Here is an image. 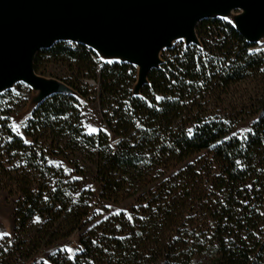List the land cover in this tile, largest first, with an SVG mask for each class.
<instances>
[{
  "label": "trees",
  "instance_id": "1",
  "mask_svg": "<svg viewBox=\"0 0 264 264\" xmlns=\"http://www.w3.org/2000/svg\"><path fill=\"white\" fill-rule=\"evenodd\" d=\"M195 33L199 45L172 46L138 95L128 62L100 61L67 40L37 50L35 73L52 61L78 96H96V133L83 126L78 97L55 91L32 110L23 138L10 117L27 86L0 93V189L15 198L0 264H264V49L251 51L219 17L201 19ZM249 119L250 131L233 135ZM204 150L207 158L172 172ZM54 157L77 175L92 172L99 200L136 204L129 214H96L91 191L76 196L80 181ZM73 234L71 259L57 250L37 263L42 249Z\"/></svg>",
  "mask_w": 264,
  "mask_h": 264
},
{
  "label": "water",
  "instance_id": "2",
  "mask_svg": "<svg viewBox=\"0 0 264 264\" xmlns=\"http://www.w3.org/2000/svg\"><path fill=\"white\" fill-rule=\"evenodd\" d=\"M231 7L245 11L237 30L248 41L264 28V0H0V90L14 81L45 89L34 77L36 52L66 38L111 51L143 46L146 77L168 38Z\"/></svg>",
  "mask_w": 264,
  "mask_h": 264
},
{
  "label": "rangeland",
  "instance_id": "3",
  "mask_svg": "<svg viewBox=\"0 0 264 264\" xmlns=\"http://www.w3.org/2000/svg\"><path fill=\"white\" fill-rule=\"evenodd\" d=\"M245 14V11L240 7H231L230 9H224V10H215V13L212 14L211 17H219L221 19H224L231 22L232 25L239 29V19L241 16ZM75 41L76 43H81L79 40H73L66 38L65 41ZM250 42H253V47L251 48V51H258L261 49H264V28H261L259 30V33L256 34L255 37L251 38ZM182 43V45L185 47L188 44H197L199 45V40L197 37V34L195 33V30L192 32V34H186L184 37H179L174 39L171 44L166 45L162 48V51L159 54V57L157 59V66L158 63L161 62L162 57L167 55L168 50L171 49L172 46ZM88 48H90L92 51H94L98 59L103 62L112 61V62H125L130 63L135 67L136 73H135V80L132 87V93L134 95L139 94L140 85L143 80H145V77L141 76V71L139 70L138 65L134 63L131 60H118L114 57L106 58L103 57L102 54L95 50L91 45L84 43ZM102 48H107L110 51L113 50L112 48L101 46ZM111 62V63H112ZM156 66V67H157ZM41 70L37 73L34 72V77L42 82L47 84V87L45 89H41L40 87H35L26 83H21L19 81L11 82L7 87L0 90V93L5 91L7 88H15L18 84H24L28 88V94L26 96L27 101L23 104L22 107L15 110L11 117H10V125L13 129V125L16 126L17 131H15L19 136L24 138L23 133V126L25 121L29 118L31 115L32 110L37 106L38 102L42 99V97L46 94H50L54 91H60L64 93H70L78 97L80 101V107L82 112V124L85 127L86 131L90 133L91 126L92 129H95L94 132L96 133L99 128H101V113L99 111V105L98 101L96 100V96L94 94L89 95L88 97H80L78 96L71 88L66 86L63 82L60 81V78L67 75L68 71L66 67L61 66L57 63L51 62H44V64L41 66ZM146 81V80H145ZM85 82L89 85H97L95 81L92 80H85ZM242 89V88H238ZM36 90V92H35ZM34 103L32 107H30L26 112L24 110ZM252 124V120H246L239 122L235 129L234 133L239 136L243 137L250 129ZM209 156L208 150H204L203 152H200L194 156H192L190 159L184 161L183 163L175 165V168H173V173L175 171L180 170L190 163L205 159ZM49 162L53 165L60 166L64 169L69 176L74 180H79V189L76 192V196L80 194L81 192H85L90 190L91 194L88 197H90L89 202L92 206V210L96 212V214H99L100 216L106 217L108 215H116L117 213H125L129 214L131 207L136 204V200L134 198L126 199L124 201L113 203L105 200H99V192H100V186L98 182L96 181L95 175L92 172H88L85 176L77 175L73 171V165L69 163L66 159L61 157H54L50 158ZM15 198L13 196H9L7 192L3 189H0V233L6 234L3 236H12L14 232L15 227V219H14V202ZM0 236V237H3ZM71 248L73 251L68 252L65 249ZM57 250L65 251L69 257L72 258V256L77 252V235L73 234L72 237L68 239H64L61 241H58L56 244L45 247L42 249L41 253L38 255L36 261L37 263L40 262L42 259H45L48 255L53 254L57 252ZM39 264V263H38Z\"/></svg>",
  "mask_w": 264,
  "mask_h": 264
},
{
  "label": "bare ground",
  "instance_id": "4",
  "mask_svg": "<svg viewBox=\"0 0 264 264\" xmlns=\"http://www.w3.org/2000/svg\"><path fill=\"white\" fill-rule=\"evenodd\" d=\"M211 14H214L215 12L214 11H211L210 12ZM186 36L182 31L176 33L175 35H172L170 38H168L166 40L165 43L161 44L158 48V51L156 53V57L158 58L159 57V54L160 52L162 51V48L165 47L166 45L168 44H171V42L176 39V38H179V37H184ZM91 45V44H90ZM95 50L99 51L103 57H106V58H111V57H114L118 60H131L133 61L134 63H136V65H138L139 67V70H141L142 68V62L144 60V57H145V50H144V47L141 46V48L139 50H136L134 48V46H128V47H122L120 49V51H109V50H106L104 48H101L99 47L98 45H91ZM36 92V90H35ZM32 105H34V103H32L31 105H29L25 110L24 112H26L30 107H32Z\"/></svg>",
  "mask_w": 264,
  "mask_h": 264
},
{
  "label": "snow or ice",
  "instance_id": "5",
  "mask_svg": "<svg viewBox=\"0 0 264 264\" xmlns=\"http://www.w3.org/2000/svg\"><path fill=\"white\" fill-rule=\"evenodd\" d=\"M111 62L112 61H108V63H111ZM261 71H264V69H261ZM159 99H161V98L160 97H157V100H159ZM89 128H90V133L89 134H91V132H94L95 131V129H92L91 126H89ZM13 131H17V128H16L15 125H13ZM233 135H235V133H233ZM3 235H6V234L0 233V236H3ZM65 250L68 251V252L73 251V249H71V248H66ZM69 259H71V257H69Z\"/></svg>",
  "mask_w": 264,
  "mask_h": 264
},
{
  "label": "built area",
  "instance_id": "6",
  "mask_svg": "<svg viewBox=\"0 0 264 264\" xmlns=\"http://www.w3.org/2000/svg\"><path fill=\"white\" fill-rule=\"evenodd\" d=\"M69 43H70V44H73V43H75V41H69Z\"/></svg>",
  "mask_w": 264,
  "mask_h": 264
}]
</instances>
